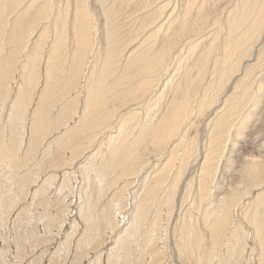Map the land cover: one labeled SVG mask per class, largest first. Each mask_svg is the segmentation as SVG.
Wrapping results in <instances>:
<instances>
[{"label": "bare ground", "instance_id": "bare-ground-1", "mask_svg": "<svg viewBox=\"0 0 264 264\" xmlns=\"http://www.w3.org/2000/svg\"><path fill=\"white\" fill-rule=\"evenodd\" d=\"M222 1L0 0V264H264V0Z\"/></svg>", "mask_w": 264, "mask_h": 264}, {"label": "rangeland", "instance_id": "rangeland-1", "mask_svg": "<svg viewBox=\"0 0 264 264\" xmlns=\"http://www.w3.org/2000/svg\"><path fill=\"white\" fill-rule=\"evenodd\" d=\"M230 1V0H229ZM222 2H224V0L222 1ZM259 74V73H258ZM261 74L262 73H260V75L259 76H261ZM263 77V76H262ZM263 99H262V98ZM260 98H258V100H257V102H256V106H255V108L257 109H254L253 110V112L252 113H254L253 115H252V119H251V121L249 120L248 122H247V128H250V129H245V134H246V137L245 138H242V139H244V143L243 144H241L240 145V143H239V149H240V151H241V154H242V159H246L247 161H249V160H256V161H262V160H264V144H262V146H260L261 147V149H259L260 147H259V145L264 141V140H262V139H264V129H262L263 128V126H264V124H263V119H264V116L262 117V120L261 119H259V122H257V119H255V117L257 118V117H259V116H261L262 115V113L264 112V95H262ZM259 101V102H258ZM262 102V103H261ZM257 103H259V106H258V104ZM211 109L210 110H205V112H204V114H202V115H196V116H193L192 118H191V121L188 123V125L186 126V132H185V137H186V140L189 142V143H191V144H193V143H202V144H206L207 143V140H206V134H207V132H208V121H209V118L211 117ZM260 114V115H259ZM207 116V117H206ZM254 118V119H253ZM194 119V120H193ZM193 120V121H192ZM207 120V121H206ZM193 122V123H192ZM207 122V123H206ZM256 123V124H255ZM263 125H262V124ZM250 125V126H249ZM262 127H261V126ZM252 126H254V127H252ZM189 127H191V128H189ZM253 128H255V130L253 129ZM256 128L259 130H256ZM189 129V130H188ZM205 129V130H204ZM188 130V131H187ZM250 131H252V133H250ZM255 132V134H254V132ZM258 131V132H257ZM263 131V132H262ZM261 133V136L259 135V134ZM259 135V136H258ZM104 137H105V135H104ZM200 137H201V139H203V140H201L200 139ZM193 139V140H192ZM247 141H246V140ZM251 139V140H250ZM194 141V142H193ZM249 142V143H248ZM200 143V144H201ZM253 144L251 147L252 148H249V147H247V145L248 144ZM259 143V144H258ZM258 146V147H257ZM242 147V148H241ZM244 148L246 149V150H244ZM249 148V149H248ZM244 151V153H243V151ZM226 150V149H225ZM250 150V151H249ZM258 150V151H257ZM247 151V152H246ZM254 152V153H253ZM227 153V151H224L223 153H222V155H225ZM249 153H250V155H249ZM243 154H245V155H243ZM253 156H252V155ZM259 156V157H258ZM253 157V158H252ZM224 158V157H223ZM187 175V174H186ZM218 176V175H217ZM75 178H77V177H75ZM134 179L133 178H131L130 180H126V182L128 183V182H132V183H134V185L132 184V183H129L128 185H127V187L126 188H129V187H135V185H136V181L134 182L133 181ZM82 182V180L80 181V183ZM79 183V182H78ZM79 183V184H80ZM75 184H77V183H75ZM78 186V185H77ZM134 187L133 188H131L132 190H134ZM125 188V189H126ZM137 187H135V189H136ZM75 189V188H74ZM77 189V188H76ZM129 190H130V188H129ZM55 191V187H53V189L52 190H50L49 192H48V195H51L53 192ZM30 192H31V190L29 191V193L27 192V196H28V198H27V201L28 200H30V198H29V196H31V194H30ZM71 195L72 196H70L67 200H66V202H68V204L70 205L71 204V209L73 210H71L72 212L71 213H73L72 215H74L75 214V212L77 211L76 210V207H75V204H77V202H79V198H78V193H77V191H74V192H72L71 193ZM64 196H65V194H64ZM190 198H191V196H189ZM188 197V198H189ZM67 198V197H66ZM190 198L186 201V202H189L190 201ZM191 202V201H190ZM21 205H22V203H20L16 208H15V210L14 211H12L11 212V214H10V219L12 220L13 219V217L17 214V211L20 209V207H21ZM19 208V209H18ZM16 209H18V210H16ZM14 213H16V214H14ZM71 213H70V215H71ZM71 215V216H72ZM13 216V217H12ZM70 222V221H69ZM68 222V223H69ZM69 226H70V224H66V227H65V231H67V230H69ZM68 228V229H67ZM110 234H111V232H109V230H108V233H107V235H106V238L108 237V236H110ZM58 239L60 238V236H58L57 237ZM58 239L56 240V239H54V241H52V242H50L49 243V245H48V243H46L45 245H46V247H48L47 248V251L45 252V254H43V255H40V254H37L38 252H36V253H33L32 255L30 254V255H28L24 260H22L21 262H19V263H16V264H47L48 263V261H49V257H50V255H51V253H52V251L54 250V246H55V244H56V242L58 241ZM56 240V241H55ZM45 245H43V246H45ZM43 246H42V248H43ZM72 247H73V245H71ZM110 246H112V245H110ZM38 257V260H36L35 262H33V263H30V261H31V259L32 258H37ZM172 259H174L173 257H172ZM103 264L105 263V260H104V256H103ZM168 263H170L171 262V258H168Z\"/></svg>", "mask_w": 264, "mask_h": 264}]
</instances>
